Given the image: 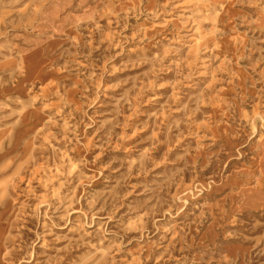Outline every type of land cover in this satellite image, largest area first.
<instances>
[{"label":"rangeland","instance_id":"374dc122","mask_svg":"<svg viewBox=\"0 0 264 264\" xmlns=\"http://www.w3.org/2000/svg\"><path fill=\"white\" fill-rule=\"evenodd\" d=\"M0 264H264V0H0Z\"/></svg>","mask_w":264,"mask_h":264},{"label":"bare ground","instance_id":"6f19581e","mask_svg":"<svg viewBox=\"0 0 264 264\" xmlns=\"http://www.w3.org/2000/svg\"><path fill=\"white\" fill-rule=\"evenodd\" d=\"M21 63H22V67H23V66H25V65H24V62H23V60H22V62H21ZM25 67H26V66H25Z\"/></svg>","mask_w":264,"mask_h":264}]
</instances>
